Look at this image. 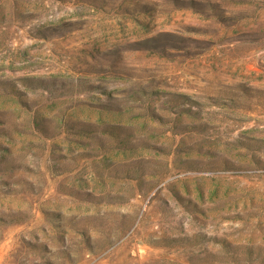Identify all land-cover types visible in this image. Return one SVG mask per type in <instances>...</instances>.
<instances>
[{
	"label": "rangeland",
	"instance_id": "rangeland-1",
	"mask_svg": "<svg viewBox=\"0 0 264 264\" xmlns=\"http://www.w3.org/2000/svg\"><path fill=\"white\" fill-rule=\"evenodd\" d=\"M0 264H264V0H0Z\"/></svg>",
	"mask_w": 264,
	"mask_h": 264
}]
</instances>
